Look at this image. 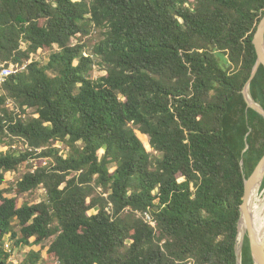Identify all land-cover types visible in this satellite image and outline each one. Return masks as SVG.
Here are the masks:
<instances>
[{"label":"trees","instance_id":"trees-1","mask_svg":"<svg viewBox=\"0 0 264 264\" xmlns=\"http://www.w3.org/2000/svg\"><path fill=\"white\" fill-rule=\"evenodd\" d=\"M263 18L264 0H0V70H17L0 88V144L27 145L0 153L1 242L50 243L58 264H238L245 182L264 157V117L244 97ZM251 95L264 108V66ZM10 256L0 245V264ZM242 264H255L248 239Z\"/></svg>","mask_w":264,"mask_h":264},{"label":"rangeland","instance_id":"rangeland-1","mask_svg":"<svg viewBox=\"0 0 264 264\" xmlns=\"http://www.w3.org/2000/svg\"><path fill=\"white\" fill-rule=\"evenodd\" d=\"M99 41V37L94 34L90 43V51L92 50L91 47H93L97 42ZM51 52H42L40 51L37 55H33L31 57V60H35V61H39L42 64H47L51 55ZM88 54H90V52H88ZM13 69H16L14 67V65L11 66ZM106 75V72L102 71L98 66H96L94 68V70L92 71V77L94 79H99L102 76ZM9 108L11 110H14V104L12 102L9 103ZM138 136L141 138V140L143 141V143L145 144L146 148L148 149L149 152H152V148L149 145V137L146 135H142L141 133H138ZM56 147L60 149L61 154H63L65 157L69 155V148L66 144L63 143H57ZM15 150L17 151V153H20L22 151H25L27 149V145L25 144V142L23 141H19L16 140V143L13 147L11 146H6L3 144H0V153H6L9 150ZM104 154V151H100L99 156L101 157ZM48 162V160H46ZM46 161L44 160H32L31 164H35L36 166H39L41 163H43V165L46 164ZM30 169H28V166H23L19 171L17 172H10L6 174V182L3 186L4 189H11L13 185H16V183L21 180V178L23 177V175H25ZM114 170V169H113ZM112 170V171H113ZM184 178L180 179V182H183ZM261 188V189H260ZM260 188L258 189V199H259V203H264V190L262 188V185L260 186ZM7 197L12 198V197H16L15 194L11 193V194H7ZM18 197V201H19V207H21L23 205V203H28V204H36L39 203L41 201H43L46 198V193L43 189H39L31 194H26V195H22V196H17ZM262 203V204H263ZM259 205V204H258ZM260 207V205H259ZM97 210H92L89 214H96ZM14 238L11 237V235L6 236L2 242L0 239V245H3L6 252L10 253L11 256L9 258V264H22L23 261L27 258V255L31 252H41L42 254V260L39 262V264H58V262L52 258H50V256L48 255V248L50 243L47 244H42V245H38L35 244V238H33L31 240L32 244L31 245H21L19 247L15 246V241L13 240Z\"/></svg>","mask_w":264,"mask_h":264},{"label":"water","instance_id":"water-1","mask_svg":"<svg viewBox=\"0 0 264 264\" xmlns=\"http://www.w3.org/2000/svg\"><path fill=\"white\" fill-rule=\"evenodd\" d=\"M253 44L257 53V62L253 69L252 77L247 83L244 90V97L247 102L248 108L253 109L261 116L264 117V108L257 103L251 95V84L257 76L260 68L264 66V18L258 26L255 34ZM264 182V157L257 165L252 175L245 182V196L244 202L241 205V217L238 229V244L236 247V254L238 264H242L243 248L246 239L249 240L251 254L255 264H264V239L259 241L257 238L253 215L251 212L250 199L255 188H259ZM242 236V240L240 237Z\"/></svg>","mask_w":264,"mask_h":264},{"label":"bare ground","instance_id":"bare-ground-1","mask_svg":"<svg viewBox=\"0 0 264 264\" xmlns=\"http://www.w3.org/2000/svg\"><path fill=\"white\" fill-rule=\"evenodd\" d=\"M259 188L257 187L253 191L251 199H250V206H251V211H252V208L255 205H258V204L260 205V213L254 223V228H255L257 238L259 239V241H262L264 239V203L263 202H262L263 204L259 203V199H258L259 197L257 194ZM240 239L242 240V236L240 237Z\"/></svg>","mask_w":264,"mask_h":264},{"label":"built area","instance_id":"built-area-1","mask_svg":"<svg viewBox=\"0 0 264 264\" xmlns=\"http://www.w3.org/2000/svg\"><path fill=\"white\" fill-rule=\"evenodd\" d=\"M16 73H17L16 69H13L12 67L3 66V68L0 70V88H1L2 84L6 81L7 78H9L10 76H12L13 74H16ZM46 164H47V162H46ZM147 221L151 222L154 225L150 215H147Z\"/></svg>","mask_w":264,"mask_h":264}]
</instances>
